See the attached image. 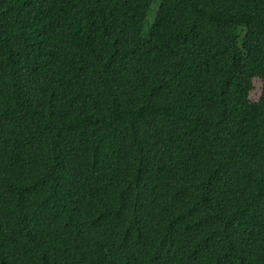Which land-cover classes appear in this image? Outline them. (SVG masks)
Returning a JSON list of instances; mask_svg holds the SVG:
<instances>
[{"label": "trees", "instance_id": "1", "mask_svg": "<svg viewBox=\"0 0 264 264\" xmlns=\"http://www.w3.org/2000/svg\"><path fill=\"white\" fill-rule=\"evenodd\" d=\"M0 264H264V0H0Z\"/></svg>", "mask_w": 264, "mask_h": 264}, {"label": "rangeland", "instance_id": "2", "mask_svg": "<svg viewBox=\"0 0 264 264\" xmlns=\"http://www.w3.org/2000/svg\"><path fill=\"white\" fill-rule=\"evenodd\" d=\"M156 11H157V5L153 7V11H152V13L150 14V17H149L150 22L153 21ZM260 93H261V92H260V88H259V89L257 90V92L253 93V95H252V99H253L254 101H256V100L258 99Z\"/></svg>", "mask_w": 264, "mask_h": 264}]
</instances>
